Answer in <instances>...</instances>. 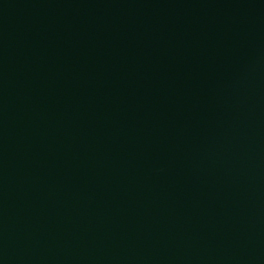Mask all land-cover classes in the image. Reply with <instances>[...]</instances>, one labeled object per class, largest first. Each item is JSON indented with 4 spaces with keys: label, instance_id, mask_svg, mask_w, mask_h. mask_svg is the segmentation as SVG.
Instances as JSON below:
<instances>
[{
    "label": "water",
    "instance_id": "water-1",
    "mask_svg": "<svg viewBox=\"0 0 264 264\" xmlns=\"http://www.w3.org/2000/svg\"><path fill=\"white\" fill-rule=\"evenodd\" d=\"M0 264H264V0H0Z\"/></svg>",
    "mask_w": 264,
    "mask_h": 264
}]
</instances>
